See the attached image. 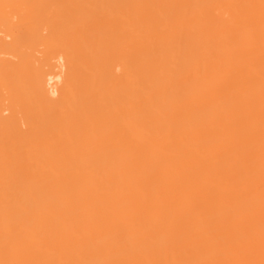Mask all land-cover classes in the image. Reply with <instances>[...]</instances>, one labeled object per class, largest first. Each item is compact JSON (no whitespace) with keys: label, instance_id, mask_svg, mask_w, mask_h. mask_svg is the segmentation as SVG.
Wrapping results in <instances>:
<instances>
[{"label":"bare ground","instance_id":"obj_1","mask_svg":"<svg viewBox=\"0 0 264 264\" xmlns=\"http://www.w3.org/2000/svg\"><path fill=\"white\" fill-rule=\"evenodd\" d=\"M0 264H264V0H0Z\"/></svg>","mask_w":264,"mask_h":264}]
</instances>
